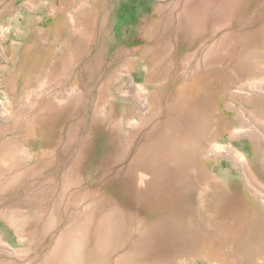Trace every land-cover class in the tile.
<instances>
[{
    "label": "rangeland",
    "instance_id": "374dc122",
    "mask_svg": "<svg viewBox=\"0 0 264 264\" xmlns=\"http://www.w3.org/2000/svg\"><path fill=\"white\" fill-rule=\"evenodd\" d=\"M0 264H264V0H0Z\"/></svg>",
    "mask_w": 264,
    "mask_h": 264
}]
</instances>
